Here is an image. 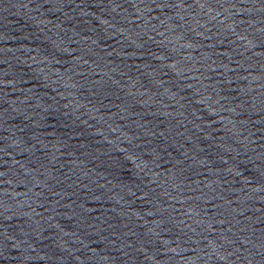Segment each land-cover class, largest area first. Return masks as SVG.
Returning <instances> with one entry per match:
<instances>
[{"label": "water", "instance_id": "water-1", "mask_svg": "<svg viewBox=\"0 0 264 264\" xmlns=\"http://www.w3.org/2000/svg\"><path fill=\"white\" fill-rule=\"evenodd\" d=\"M0 264H264V86L83 0H0Z\"/></svg>", "mask_w": 264, "mask_h": 264}]
</instances>
